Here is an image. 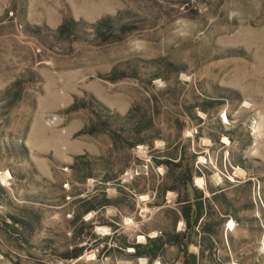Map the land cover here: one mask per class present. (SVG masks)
I'll return each mask as SVG.
<instances>
[{"label": "rangeland", "instance_id": "rangeland-1", "mask_svg": "<svg viewBox=\"0 0 264 264\" xmlns=\"http://www.w3.org/2000/svg\"><path fill=\"white\" fill-rule=\"evenodd\" d=\"M0 264H264V0H0Z\"/></svg>", "mask_w": 264, "mask_h": 264}, {"label": "trees", "instance_id": "trees-1", "mask_svg": "<svg viewBox=\"0 0 264 264\" xmlns=\"http://www.w3.org/2000/svg\"><path fill=\"white\" fill-rule=\"evenodd\" d=\"M202 108H203V107H201V109H202ZM135 134H136V133H135ZM137 140H139L140 142H143L142 139H137ZM180 152H181V149H180ZM164 161H165L166 163H170V162H169L168 160H166V159H165ZM177 164H179V163H177ZM181 174H182V173H181ZM181 174H180V178H181V179L179 178L178 180H179L180 185L183 187V186L186 185L187 181L184 180V179H182L184 176H182ZM189 186H190V185H189ZM170 188H174V187L171 186ZM201 196H202V195H201V193H200V197H201ZM185 210H186L185 218H186V224H187V222H189L188 219H189V213L191 212V210H189L188 208H186ZM197 210H199V207L197 208ZM197 212H198V211H197ZM197 212H196V214H197ZM196 218H197V215L194 216V220H195ZM188 224H189V223H188ZM179 236L181 237V236H182V233H178V234H177V237H179ZM157 239H158V238H157ZM157 239H154V240H152V241L155 242V240H157ZM154 245H155V243H154ZM155 246H157V245H155ZM134 247L137 249V248H138V245H134ZM147 252H149L150 254L153 253V252L151 251V249H148ZM75 254H76V253H74L73 256H75Z\"/></svg>", "mask_w": 264, "mask_h": 264}]
</instances>
